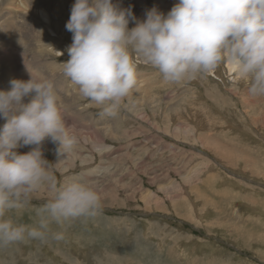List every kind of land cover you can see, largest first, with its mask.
Here are the masks:
<instances>
[{
	"label": "rangeland",
	"instance_id": "1",
	"mask_svg": "<svg viewBox=\"0 0 264 264\" xmlns=\"http://www.w3.org/2000/svg\"><path fill=\"white\" fill-rule=\"evenodd\" d=\"M112 2L130 8L135 25L147 10L166 15L178 0ZM65 3L71 8L75 0ZM29 25L10 30L8 40L0 36V91L10 90V79L28 80V70L52 83L78 144L58 160L57 145L46 137L43 156L58 186L74 180L95 186L102 209L67 222L61 241L0 247V264H264V97L249 94L248 80L228 73L224 60L210 73L170 83L134 56L137 85L116 117L101 115L63 75L72 33ZM38 41L49 53L37 50ZM5 123L0 117V130ZM50 197L41 187L6 218L34 224Z\"/></svg>",
	"mask_w": 264,
	"mask_h": 264
},
{
	"label": "clouds",
	"instance_id": "2",
	"mask_svg": "<svg viewBox=\"0 0 264 264\" xmlns=\"http://www.w3.org/2000/svg\"><path fill=\"white\" fill-rule=\"evenodd\" d=\"M129 18L135 19L131 9L112 0H75L65 25L72 43L63 75L100 106L101 115L116 117L135 87L134 56L176 84L210 73L227 59L248 80L249 94L264 97V0H178L166 15L155 7L147 10L131 29ZM28 73V80L13 79L10 90L0 91V117L6 120L0 130V247L61 241L67 222L95 217L102 209L95 186L77 180L57 185L41 145L50 137L59 160L78 138L65 126L52 83ZM23 146L33 147L23 154L13 151ZM44 186L51 197L36 210L34 224L6 218L28 206Z\"/></svg>",
	"mask_w": 264,
	"mask_h": 264
},
{
	"label": "bare ground",
	"instance_id": "3",
	"mask_svg": "<svg viewBox=\"0 0 264 264\" xmlns=\"http://www.w3.org/2000/svg\"><path fill=\"white\" fill-rule=\"evenodd\" d=\"M24 0H0V4H3L5 2L10 3V6H7L6 8H3L5 10V14L2 16L3 20L0 21L2 24L4 21L5 26H0V36H3L5 39H9L12 34L11 31L13 28L17 29L22 27L23 25H28L35 22H40L42 24V27H44L49 32H52L50 28H52V24L54 27H58L60 29L66 30V23L69 20L71 8L66 7L65 0H26L25 3ZM161 1V0H160ZM34 2V4H33ZM51 3L52 9L50 10L47 6L48 3ZM141 2V0H140ZM143 2V0H142ZM141 2V3H142ZM5 3V4H7ZM161 3V2H160ZM146 4V3H145ZM167 4V3H166ZM16 10V11H15ZM162 10V9H161ZM159 11V10H158ZM165 11V10H164ZM170 11V10H169ZM1 12V10H0ZM162 14H164L162 11H160ZM144 16V15H143ZM14 18H18L16 22H14ZM135 18V17H134ZM1 20V18H0ZM43 22H42V21ZM136 22V21H134ZM38 26V24H37ZM36 26V27H37ZM132 26L135 25H129L128 22V28L131 29ZM39 28V27H38ZM41 28V27H40ZM37 29V28H36ZM43 28L39 29L42 30ZM44 29V30H45ZM35 31V30H34ZM13 32V31H12ZM16 32V31H15ZM28 32V31H27ZM38 32V31H37ZM40 32V31H39ZM5 33V34H3ZM43 33V32H41ZM14 34V32H13ZM38 34V33H37ZM40 34V33H39ZM48 35V34H47ZM45 35V36H47ZM36 36V35H35ZM44 37V36H43ZM41 36V38H43ZM48 37V36H47ZM46 37V38H47ZM13 38V37H12ZM45 38V39H46ZM44 40V39H43ZM11 41V40H9ZM50 41V40H49ZM8 42V41H7ZM12 42V41H11ZM39 42V41H38ZM45 42V41H44ZM32 43V42H31ZM46 43V42H45ZM13 44V42H12ZM15 44V43H14ZM35 44V43H34ZM34 44H32L31 47H29V50H32L34 47ZM41 43L37 44V50L40 51L42 54H46L48 52V45H40ZM4 45V44H3ZM7 45V44H6ZM16 47V46H15ZM3 48V47H2ZM50 49V48H49ZM49 53V52H48ZM226 60V67L228 70V73H233L235 71L233 65L231 62L227 59ZM15 61H13L14 63ZM11 63V67L14 68L15 65ZM16 64V63H15ZM11 68V69H12ZM8 81V79H6ZM143 80V79H142ZM11 79L7 82L10 85ZM147 82V81H146ZM137 85V84H136ZM139 85V84H138ZM138 87V86H137ZM69 88V87H68ZM139 89V88H138ZM142 90V89H141ZM146 91V90H145ZM72 92V91H71ZM147 92V91H146ZM61 93V92H60ZM65 94V93H64ZM75 94V93H74ZM150 94V92H149ZM76 95V94H75ZM80 95V94H79ZM167 95V94H166ZM77 96V95H76ZM149 96V95H148ZM59 97V96H58ZM152 101V100H151ZM153 103V102H152ZM72 104V103H71ZM73 105V104H72ZM79 106V105H78ZM77 106V107H78ZM136 107V106H135ZM81 114V113H80ZM3 123V122H2ZM102 127V126H101ZM97 131V130H95ZM107 134V133H106ZM100 137V136H99ZM116 137V136H115ZM192 190V189H191ZM199 190V189H198ZM197 190V191H198ZM195 191V190H194ZM204 199V198H203ZM113 231V230H112Z\"/></svg>",
	"mask_w": 264,
	"mask_h": 264
}]
</instances>
